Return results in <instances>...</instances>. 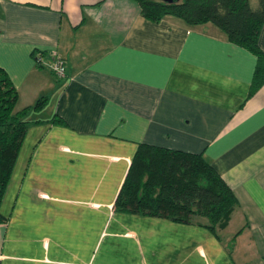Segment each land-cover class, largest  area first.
I'll return each instance as SVG.
<instances>
[{
  "label": "crops",
  "instance_id": "obj_1",
  "mask_svg": "<svg viewBox=\"0 0 264 264\" xmlns=\"http://www.w3.org/2000/svg\"><path fill=\"white\" fill-rule=\"evenodd\" d=\"M257 64L217 25L155 22L137 0H0V67L30 122L1 205L0 264H264ZM142 143L202 153L238 200L228 226L116 210Z\"/></svg>",
  "mask_w": 264,
  "mask_h": 264
},
{
  "label": "trees",
  "instance_id": "obj_2",
  "mask_svg": "<svg viewBox=\"0 0 264 264\" xmlns=\"http://www.w3.org/2000/svg\"><path fill=\"white\" fill-rule=\"evenodd\" d=\"M137 1L142 15L155 22L173 15L190 25L209 22L217 25L231 42L258 56L252 91L264 83V53L259 45L264 0H259L256 8L250 0ZM18 99L17 88L0 67V222L6 219L1 213L2 201L30 124L24 119L28 108L16 111ZM45 104L46 98L42 97L34 108L41 109ZM237 205L233 190L202 153L142 143L122 184L115 209L165 215L188 223L201 216L207 219L205 225L217 233L228 226Z\"/></svg>",
  "mask_w": 264,
  "mask_h": 264
},
{
  "label": "built area",
  "instance_id": "obj_3",
  "mask_svg": "<svg viewBox=\"0 0 264 264\" xmlns=\"http://www.w3.org/2000/svg\"><path fill=\"white\" fill-rule=\"evenodd\" d=\"M42 61H43V58L39 57L38 62L42 63ZM52 69H53L54 74L58 78H65L67 76L65 61H64V59H62L60 57H56L54 59V64H53ZM44 197H46L45 194H44Z\"/></svg>",
  "mask_w": 264,
  "mask_h": 264
},
{
  "label": "rangeland",
  "instance_id": "obj_4",
  "mask_svg": "<svg viewBox=\"0 0 264 264\" xmlns=\"http://www.w3.org/2000/svg\"><path fill=\"white\" fill-rule=\"evenodd\" d=\"M250 4L253 8H256L259 4V0H250Z\"/></svg>",
  "mask_w": 264,
  "mask_h": 264
},
{
  "label": "water",
  "instance_id": "obj_5",
  "mask_svg": "<svg viewBox=\"0 0 264 264\" xmlns=\"http://www.w3.org/2000/svg\"><path fill=\"white\" fill-rule=\"evenodd\" d=\"M163 1H165V2H167V3H173V2H175V1H177V0H163Z\"/></svg>",
  "mask_w": 264,
  "mask_h": 264
}]
</instances>
